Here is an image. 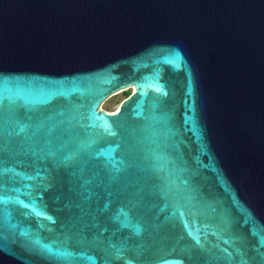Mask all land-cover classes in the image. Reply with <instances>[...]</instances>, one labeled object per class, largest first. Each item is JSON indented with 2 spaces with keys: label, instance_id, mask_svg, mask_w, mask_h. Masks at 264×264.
<instances>
[{
  "label": "water",
  "instance_id": "1",
  "mask_svg": "<svg viewBox=\"0 0 264 264\" xmlns=\"http://www.w3.org/2000/svg\"><path fill=\"white\" fill-rule=\"evenodd\" d=\"M0 264H264V0H0Z\"/></svg>",
  "mask_w": 264,
  "mask_h": 264
},
{
  "label": "rangeland",
  "instance_id": "2",
  "mask_svg": "<svg viewBox=\"0 0 264 264\" xmlns=\"http://www.w3.org/2000/svg\"><path fill=\"white\" fill-rule=\"evenodd\" d=\"M131 93V89H127L124 91H118L116 94L109 96L104 102L100 105V108L107 110V111H112L115 108H117L118 103L127 97Z\"/></svg>",
  "mask_w": 264,
  "mask_h": 264
},
{
  "label": "bare ground",
  "instance_id": "3",
  "mask_svg": "<svg viewBox=\"0 0 264 264\" xmlns=\"http://www.w3.org/2000/svg\"><path fill=\"white\" fill-rule=\"evenodd\" d=\"M127 89H131V88H130V87H126L125 89L120 90V91H124V90H127ZM116 92H118V91H116ZM116 92H114L112 95L116 94ZM108 97H109V96H108ZM106 99H107V98H105L104 100H106ZM104 100L100 103V105L104 102ZM100 105H99V109H101V110H103V111H106V112H108V113L115 112L116 109H117V108H115V109L112 110V111H107V110H104V109L100 108Z\"/></svg>",
  "mask_w": 264,
  "mask_h": 264
}]
</instances>
